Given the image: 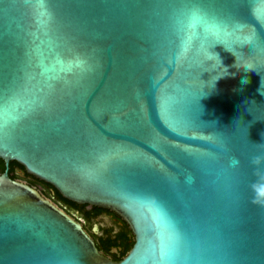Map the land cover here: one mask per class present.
Instances as JSON below:
<instances>
[{
  "label": "water",
  "instance_id": "95a60500",
  "mask_svg": "<svg viewBox=\"0 0 264 264\" xmlns=\"http://www.w3.org/2000/svg\"><path fill=\"white\" fill-rule=\"evenodd\" d=\"M257 156L264 0H0V158L135 236L115 260L7 168L0 264H264Z\"/></svg>",
  "mask_w": 264,
  "mask_h": 264
},
{
  "label": "trees",
  "instance_id": "16d2710c",
  "mask_svg": "<svg viewBox=\"0 0 264 264\" xmlns=\"http://www.w3.org/2000/svg\"><path fill=\"white\" fill-rule=\"evenodd\" d=\"M7 168L10 176L13 179H18V170H23L25 176L30 178V180L27 181L30 185L38 188L46 196L52 199L56 198L55 200L61 207H71L75 210H79L89 220H94L101 214L102 211H104L103 208L97 206L86 204L80 205L69 199H66L51 184L25 172L24 167L19 162L12 160L7 167L5 161L0 158V174L4 173ZM40 187H42V189H40ZM51 189H54L55 191L54 197L49 196L48 194V191H51ZM94 239L98 248L104 251L106 254L111 255L115 260H120L122 257L127 255L135 243L134 233L127 222H124V225L118 230H115L113 227L103 229L99 234H95ZM114 248H118L120 250V255L113 252Z\"/></svg>",
  "mask_w": 264,
  "mask_h": 264
},
{
  "label": "flooded vegetation",
  "instance_id": "af4514ba",
  "mask_svg": "<svg viewBox=\"0 0 264 264\" xmlns=\"http://www.w3.org/2000/svg\"><path fill=\"white\" fill-rule=\"evenodd\" d=\"M21 170V169H20ZM23 171V170H22ZM25 174V173H24ZM51 192L53 193V197L55 195V191L54 189H51ZM56 199V198H55ZM81 205V204H80ZM71 209L78 212L80 215H83L84 214L82 212H80L79 210H75L73 208L70 207V209L68 208V211L71 212ZM73 214V213H72ZM76 218H78L79 220H81L78 215L76 214H73ZM101 216H106V217H109L117 226L114 227L115 230H118L120 227H122L124 225V219L119 215L117 214L116 212H113L111 210H107V209H104V211L101 212V214L99 216H97L95 219L101 217ZM82 223L84 224L85 228L88 230V232L94 237L95 234H99L103 229H106L108 227H111V226H104L102 224H100V232L99 233H96L95 231V224L92 225V227H90L87 223H85L84 221H82ZM111 256V255H110Z\"/></svg>",
  "mask_w": 264,
  "mask_h": 264
},
{
  "label": "rangeland",
  "instance_id": "374dc122",
  "mask_svg": "<svg viewBox=\"0 0 264 264\" xmlns=\"http://www.w3.org/2000/svg\"><path fill=\"white\" fill-rule=\"evenodd\" d=\"M18 179L26 181V182L28 180H30V178L26 177L25 174L21 170H18ZM40 189H42V187H40ZM48 194H49V196H53V193L51 191H48ZM53 200L57 203V201L55 199H53ZM68 208L70 209V207H65V209H67V210H68ZM71 213L78 215V217L81 219L80 221L81 222L84 221L90 227H92V225L95 223H96V225H99V227H100V224H102L104 226H111L113 228L117 226L109 217H106V216H104V217L101 216L97 219L89 220L85 216L80 215L78 212H76L72 209H71Z\"/></svg>",
  "mask_w": 264,
  "mask_h": 264
},
{
  "label": "clouds",
  "instance_id": "9594fccd",
  "mask_svg": "<svg viewBox=\"0 0 264 264\" xmlns=\"http://www.w3.org/2000/svg\"><path fill=\"white\" fill-rule=\"evenodd\" d=\"M218 43H219V42H218ZM214 55H215V54H214ZM215 56L218 57L217 55H215ZM218 58H219V57H218ZM242 83H247V79L245 78L244 80H242ZM233 161H234V163H236V164L239 163V161L236 160V158H233ZM251 162H252L254 165H260V164L264 163V158L259 157V156H257V157H253Z\"/></svg>",
  "mask_w": 264,
  "mask_h": 264
}]
</instances>
